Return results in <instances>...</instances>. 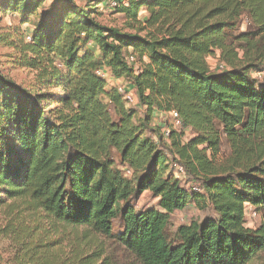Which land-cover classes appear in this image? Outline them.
Listing matches in <instances>:
<instances>
[{
  "label": "trees",
  "instance_id": "16d2710c",
  "mask_svg": "<svg viewBox=\"0 0 264 264\" xmlns=\"http://www.w3.org/2000/svg\"><path fill=\"white\" fill-rule=\"evenodd\" d=\"M114 10L123 28L102 21L100 1L0 0L22 26L36 17L11 43L34 87L0 70V239L16 264H112L110 240L139 264H264V82L254 78L264 73V0H128ZM245 14L258 31L232 40ZM218 54L227 68L214 71ZM102 69L132 82L144 119ZM172 112L180 129L151 128L155 113ZM223 135L231 155L220 161ZM147 192L157 206L137 210ZM191 203L216 218L169 243L172 215ZM247 205L261 214L256 228Z\"/></svg>",
  "mask_w": 264,
  "mask_h": 264
},
{
  "label": "rangeland",
  "instance_id": "374dc122",
  "mask_svg": "<svg viewBox=\"0 0 264 264\" xmlns=\"http://www.w3.org/2000/svg\"><path fill=\"white\" fill-rule=\"evenodd\" d=\"M79 2L78 0H76ZM95 0H81L79 3L82 7L85 5H90ZM48 2L47 4H49ZM97 3V2H96ZM115 15V14H112ZM102 21L108 26L123 28L125 24V19L122 15H116L109 18L104 17ZM36 22V17H32L29 20L28 25H21L20 18L17 16L9 15L4 11H0V70L5 75V77L15 81L19 86L24 89H31L34 87L36 83V74L34 71L28 68L22 67V56L11 43H18L21 39L22 28L30 27L29 25H34ZM251 17L248 14L243 15L241 18L238 27L233 32L232 40L235 39L236 36L243 33H253L257 32L258 29L252 24ZM235 47L240 54L241 58H243L245 63V49L246 45L237 41L235 43ZM209 65L212 70H217L220 68L219 63V55L215 57H211L208 59ZM140 66L139 63L135 65V68ZM223 67L227 68L226 65L222 64ZM222 71V70H221ZM257 81L264 82V73L261 75H257L254 77ZM129 109H134L137 111V118L144 119L145 110L139 108L138 106H130L126 105ZM112 112L114 113L113 109ZM172 126V122L169 116L159 115L154 122H152L151 128L154 130H161L164 132L168 127ZM159 130V131H160ZM185 136L183 141H187L193 137V132L191 130L184 131ZM154 139L157 140L155 137ZM164 143L169 146L170 141L166 139ZM231 155V148L226 139V137L222 136V141L220 145V153L218 159L220 161H224ZM170 168L174 170L176 176L181 179L182 184L190 188L195 183L191 182L190 179L184 178L182 173H177L174 165L169 160ZM173 165V166H172ZM158 204V200H156L152 194L149 192L145 193L140 198L134 201V206L137 210L140 209H148L156 207ZM5 210L0 209V225H4L5 223ZM211 218H216V215L212 208L201 209L197 207L194 203H191L184 211L176 212L172 215L169 225L166 229V237L169 243L176 244L178 242V230L182 226L191 225L193 222L202 223L203 221ZM261 222V214L257 212L254 207L247 205V215H246V226L249 228H256L260 225ZM124 230V223L122 219V215L120 214L118 218H116L113 222V233L114 235H118L122 233ZM109 249V258L112 264H139L135 257L129 253L123 246H121L117 240H110L107 242ZM13 249L10 247V243L6 240L0 239V264H16L14 259ZM256 264H263L261 261H258Z\"/></svg>",
  "mask_w": 264,
  "mask_h": 264
},
{
  "label": "built area",
  "instance_id": "2783aa9c",
  "mask_svg": "<svg viewBox=\"0 0 264 264\" xmlns=\"http://www.w3.org/2000/svg\"><path fill=\"white\" fill-rule=\"evenodd\" d=\"M112 8L116 9L119 7V3L118 2H114L112 4ZM27 42H31V37L29 35H27L26 38ZM219 55V54H218ZM135 62V57L134 55H130L129 56V63L133 64ZM220 69H224V67L222 65H220ZM100 76H102L103 78H105L108 81V84L110 86H114L117 91L123 96L124 101L126 102L127 105L130 106H138L139 105V101L136 95V92H130L128 90V87L130 84H132V82L129 79H114L112 77V75L110 74L109 71L102 69L99 71L98 73ZM171 119H172V125L174 126V128L176 129H180L182 127V122L178 116V114L176 112H172L169 114ZM164 133L168 136L170 131L169 130H165ZM175 167L178 169V171L182 174H184V170L182 167H180L179 165H175ZM128 175H131L130 171H127Z\"/></svg>",
  "mask_w": 264,
  "mask_h": 264
},
{
  "label": "crops",
  "instance_id": "0c3cea01",
  "mask_svg": "<svg viewBox=\"0 0 264 264\" xmlns=\"http://www.w3.org/2000/svg\"><path fill=\"white\" fill-rule=\"evenodd\" d=\"M79 2L81 1V0H78ZM90 1V0H89ZM96 2L98 1H100V4H101V7H102V11H103V13H104V16H103V18L104 17H107V18H109V16L110 17H114V16H116V15H120V14H116L115 13V10L112 8L113 6H112V4L114 3V2H118V3H121V4H123V5H125V4H127V2H128V0H95ZM78 2V3H79ZM112 14H115V15H112ZM94 45V44H93ZM92 45V46H93ZM97 55H99V51L97 50ZM128 90L130 91V92H134L135 91V87H134V85L133 84H130L129 85V87H128ZM159 115L161 116V115H164V114H159V113H155L154 115H153V117H154V119H153V122L155 121V119H157L158 117H159ZM165 116H167V115H165Z\"/></svg>",
  "mask_w": 264,
  "mask_h": 264
}]
</instances>
